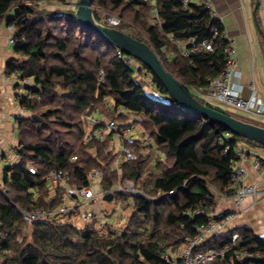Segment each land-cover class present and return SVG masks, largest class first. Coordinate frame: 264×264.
<instances>
[{
    "label": "trees",
    "instance_id": "16d2710c",
    "mask_svg": "<svg viewBox=\"0 0 264 264\" xmlns=\"http://www.w3.org/2000/svg\"><path fill=\"white\" fill-rule=\"evenodd\" d=\"M181 1L91 0V8L106 26L100 12L118 17L120 24L113 28L146 44L166 72L190 92L206 87L222 70L224 28L212 19L205 0L186 5ZM74 13L38 10L25 0H0V25L16 28L15 58L6 63L5 74L16 77L13 87L20 92L14 99L22 110L16 118L19 159L3 170L0 181V264H172L163 260L164 254L177 257L207 223V216L192 214L211 211L215 200L211 190L232 194L238 141L221 126L180 110L143 63L122 51L118 55L119 50L81 28ZM191 38L196 43L210 41L213 51L199 50L187 58L168 56L176 49L174 41ZM127 59L141 63V68ZM142 71L164 100L135 82L134 75ZM97 112L120 120V131L139 126L145 139L124 142L136 148L134 160L114 166L117 154L111 136L84 141L89 119ZM147 140L153 143L148 146L151 154L143 155ZM154 151H161L164 158L152 165ZM94 169L103 171L104 194V206L96 208L94 216L110 219L119 203L116 220L126 218L121 228L109 221L102 228L95 221L79 228L76 211L66 216L50 213L27 227L22 211L53 212L63 202V190L50 193L47 175L62 170L70 186L82 188L89 185L88 174ZM126 183L134 185V193L116 191ZM107 195L111 200H104ZM113 201L116 207L110 213L106 204ZM233 233H238L236 250H264V239L247 227H235L206 238L192 252H218L231 244ZM227 263L240 264L231 251L214 260Z\"/></svg>",
    "mask_w": 264,
    "mask_h": 264
},
{
    "label": "built area",
    "instance_id": "2783aa9c",
    "mask_svg": "<svg viewBox=\"0 0 264 264\" xmlns=\"http://www.w3.org/2000/svg\"><path fill=\"white\" fill-rule=\"evenodd\" d=\"M183 5L192 2V0H182ZM260 4L264 8V0H259ZM206 9L211 13L213 20H220L216 17V14L210 8L208 2L204 1ZM154 17H156V12L152 11ZM101 20L107 23L109 27H116L120 24V19L112 15H100ZM11 34L8 39L9 44L14 47L17 44L18 38L15 36L16 28L12 25L7 27ZM214 33L217 35V31L214 30ZM222 40L225 42L224 54H225V64L220 71L219 75L212 79L206 87L191 89L192 94L197 95V97L202 98L208 102H212L216 107L221 110H225L229 113L235 112H245L249 113L252 116H262L264 112V107L262 102L256 97L254 91L250 98L245 99L242 96V86L233 82V71L236 67L237 52L235 48V41L231 38H228L225 33L221 36ZM176 49L169 51L168 56L170 58H175L178 54H181L184 57H189L193 52L199 50H204L208 52L213 51V47L210 41L203 40L196 43V38H191L184 43L174 41ZM190 46V47H189ZM118 55L120 50L117 51ZM127 63L131 64L134 67H137L136 61L127 59ZM140 69V68H137ZM156 98L160 101L164 100V97L161 96L158 92L154 94ZM0 113V121H1ZM92 126L86 131L85 142H89L93 139L104 140L107 136H111L112 139H117L121 141V148L117 150V155L119 159L125 161H132L136 158V148L124 144V142H129L132 144V140L128 138L127 131H120L122 124L116 120H109L106 122H101L97 119H91ZM230 134L226 133L225 136L228 138ZM18 156V155H17ZM245 156V152L242 149H239L238 152V161L242 160ZM19 159V157H18ZM75 160V158H72ZM237 161V162H238ZM233 166V192L230 196H226L223 193L212 189L211 193L217 198V202H223L225 199L232 201L233 207L239 209L242 207L243 202L247 199L252 200L253 203L264 201V163L261 159L257 158L254 161L253 166L261 170V179L258 183L249 184L245 182V170L239 166L236 168V164ZM28 170L30 173L35 174L36 170L29 166ZM103 177V171L101 169H94L88 174L89 185L82 188H77L75 186H70L68 184V174L64 173L62 170H55L45 177L47 184L49 185V190L51 194L56 192V189H62L63 202L60 206L53 212H48L45 210H37L34 212L22 211V216L25 224L30 226L37 220L47 217L50 213L58 216H66L70 213L76 211L79 214V219L83 222L90 223L96 222L97 228H102L109 221L107 218L98 214L94 216L96 211L95 208H91V204L95 200L103 201V191L101 189V180ZM0 190H2L0 188ZM123 190L125 192L134 193L135 188L132 183H126L123 187H118L116 191ZM3 191V190H2ZM215 203L210 212H205L203 209H199L194 212L192 215L195 216H207L209 219L204 226L199 227L197 234L192 241H190L180 254L177 257L170 254H164L163 260L172 264H214L216 257L224 258L226 253L231 251L234 254L235 259L240 264H257L258 262H264V250L259 251H248V250H236L235 243L238 239V233H233L231 236V244L227 245L223 249L215 252L213 250H208L206 252H192L193 248L202 244L206 238H209L213 235H219L229 230V225L232 220L236 217L237 212H220L219 204ZM207 203L204 200L203 204ZM83 207H88L84 209ZM120 205H117V208ZM119 210V208H118ZM120 218V217H119ZM118 218V219H119ZM260 238H264V235H261ZM180 262H177V260ZM228 264V263H227Z\"/></svg>",
    "mask_w": 264,
    "mask_h": 264
},
{
    "label": "crops",
    "instance_id": "0c3cea01",
    "mask_svg": "<svg viewBox=\"0 0 264 264\" xmlns=\"http://www.w3.org/2000/svg\"><path fill=\"white\" fill-rule=\"evenodd\" d=\"M206 1L220 20L226 36L235 41L237 60L233 71V82L242 86L243 98H250L254 91L264 107V8L259 0ZM10 34L6 26L0 25V113L2 116L0 121V181L3 170L10 167V162L13 164L18 162L16 151L18 139L14 131L16 130V118L22 115V110L14 99L16 92H20L15 91L13 87L16 82L15 77L5 74L6 63L9 59L15 58L13 48L10 49L11 45L8 42ZM142 87L156 98L154 94L157 91L152 84L149 85L146 81ZM255 117H260L264 121V112L262 116ZM254 124L264 127L263 123L254 122ZM238 146L245 152V156L237 162L236 168L241 166L245 170L246 183H258L261 179V170L256 169L253 164L257 158L264 161V148L249 143H238ZM4 163L8 165L4 167ZM99 201L102 202V200ZM216 203L219 204L220 212H237L229 225V230L235 227H247L259 238L264 235V201L253 203L252 200L247 199L239 209H235L229 199L223 202L216 200Z\"/></svg>",
    "mask_w": 264,
    "mask_h": 264
},
{
    "label": "water",
    "instance_id": "95a60500",
    "mask_svg": "<svg viewBox=\"0 0 264 264\" xmlns=\"http://www.w3.org/2000/svg\"><path fill=\"white\" fill-rule=\"evenodd\" d=\"M74 18L81 28L96 34L113 48L143 63L164 86L168 95L180 110L202 117L213 124L221 126L225 131L235 136L264 146V127L239 120L200 103L166 72L156 55L146 44L99 22L92 13L91 0H78ZM111 198V195H107L104 200L109 201Z\"/></svg>",
    "mask_w": 264,
    "mask_h": 264
},
{
    "label": "rangeland",
    "instance_id": "374dc122",
    "mask_svg": "<svg viewBox=\"0 0 264 264\" xmlns=\"http://www.w3.org/2000/svg\"><path fill=\"white\" fill-rule=\"evenodd\" d=\"M25 3L26 4H28V5H32V6H35V7H37L38 8V10H44V11H48V12H50V13H56V12H58V13H65V12H71V11H75L76 10V8H77V4H78V0H65L64 2H61V1H59V0H25ZM100 15H103V16H105V13H101L100 12ZM12 46H10V49L12 50ZM135 61V60H134ZM136 68H141L139 65L141 64H139V62L137 63V61H136ZM15 77V76H14ZM15 80H16V77L14 78ZM134 80H135V82H137V83H139V84H141V85H143V84H146V81H148L149 82V85H151L152 84V80H151V77H150V75L148 74V73H145V71H142L140 74H135L134 75ZM192 95H194L196 98H198L200 101H202V102H204V103H206V104H208V105H210V106H212V107H216V105H214L212 102H208V101H206V100H204V99H202V98H199V97H197V95H195V94H192ZM107 101L109 100V99H106ZM216 108H218V107H216ZM218 109H220V108H218ZM221 110V109H220ZM223 112H226L227 113V111H225V110H222ZM229 113V112H228ZM229 114H231V115H233V117H235V118H237V119H239V120H242V121H245V122H248V123H252V124H254V122H256V123H263L262 125H264V121L262 120V118H260V117H255V116H252L251 114H249V113H245V112H235V113H229ZM93 119H97V120H99V121H101V122H103V120L106 122V121H109V120H111V118L110 117H105L104 115H101V114H99L98 112H97V114L94 116V117H92ZM92 118H90L89 119V123H88V127H87V130L92 126V124L93 123H95V122H92L91 121V119ZM129 120V122H131V121H133V119L130 117V119H128ZM116 121H118V122H120V123H122L120 120H118V119H116ZM254 121V122H253ZM86 130V131H87ZM126 130H128L127 131V136H128V138H130L132 141H143L145 138V136H142V134H140L139 133V126H136V128H132V129H129V128H127ZM14 134H15V136H16V138H17V136L19 135L18 134V131L17 130H15L14 131ZM231 135H233V134H231ZM235 135H233V137H234ZM84 137H85V135H84ZM83 137V138H84ZM235 138L237 139V141H238V143H243V144H247V141L246 140H244L243 138H241V137H238V136H235ZM18 139V138H17ZM84 141H85V139H84ZM112 146H113V148L115 149V154H117V150H120V148H121V141L119 142V140H117V139H114L113 140V143L111 144ZM149 145H153V143H152V141H150V140H147L146 142H144V146H146V147H144V148H142L141 149V153L143 154V155H148V154H151V150H149V148H148V146ZM157 158H161V159H163L164 158V155H163V153L161 152V151H154V153H153V156H152V159H151V164L153 165L154 163H155V161H156V159ZM120 161H122V159H119L118 158V155H117V157H116V159H115V162H114V166H116L117 167V165L120 163ZM8 164L7 163H4L3 164V166L5 167V166H7ZM13 165V162H10V164H9V166H12ZM214 186L217 188V189H220L221 188V186L219 185V184H216V183H214ZM59 190H62V189H59ZM217 198H215V200H216ZM215 200H213L214 201V203H215ZM118 203V202H117ZM128 204L130 203V201L129 202H127ZM115 204H116V201H113V202H111V203H107L106 204V207H108V212H110L111 213V211L112 210H114L115 209ZM117 205H120L119 203L117 204ZM95 206L97 207V208H99V209H102V207L104 206V203H102V202H100L99 201V199L98 200H95L92 204H91V208H95ZM84 209H88V207H83ZM116 213H114L113 215H111V218L110 219H108L109 220V222H113V223H116V228H121L122 227V225H123V223H124V221L126 220V218L124 217V215L123 216H120V218L118 219V220H116V218H117V214H119V211H118V208L116 207ZM130 210L128 209L127 210V212H129ZM125 216H126V214H125ZM78 221V224H75L77 227H82L83 226V221H81L79 218L77 219ZM28 227V226H27ZM27 230H28V228H27ZM19 240L21 239V238H18ZM21 241V240H20ZM171 254V253H170ZM178 254H179V252H178Z\"/></svg>",
    "mask_w": 264,
    "mask_h": 264
}]
</instances>
